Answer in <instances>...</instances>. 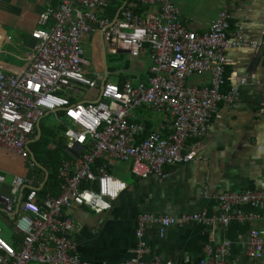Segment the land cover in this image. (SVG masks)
Returning a JSON list of instances; mask_svg holds the SVG:
<instances>
[{
  "label": "built area",
  "instance_id": "2783aa9c",
  "mask_svg": "<svg viewBox=\"0 0 264 264\" xmlns=\"http://www.w3.org/2000/svg\"><path fill=\"white\" fill-rule=\"evenodd\" d=\"M114 2L121 6L108 18ZM229 19L221 10L208 31L197 34L182 24L174 0H62L56 11L38 15L24 67L11 74L0 71V150L26 160V144L35 124L53 115L63 127L69 158L58 168L56 197L37 194L40 184L35 175L30 181L10 175L7 195L0 194V212L9 219L19 243L14 250L0 238V264H84L72 253L74 244L68 235L75 226L63 211L72 206H84L95 213L108 211L127 189L108 167L114 162L129 163L135 178L161 181L166 167L196 157L197 150L189 142L204 136L218 105L228 104L234 97L232 90L221 91L225 51L239 46L264 49V41L243 42L240 29L229 34ZM95 31L106 55L126 53L132 60L148 56L145 83L100 86L97 73L92 74V80L86 78L91 61L82 43ZM205 73L209 75L207 86L188 84L193 76ZM78 87L97 90L98 100L72 103L66 93H76ZM142 107L170 118L166 136L153 131L139 141L141 130L131 121V114ZM73 158L79 164H74ZM98 160L102 163L95 165ZM5 174L0 172V188ZM216 200L219 216L205 212L178 217L140 215L136 236L141 237L146 225L164 229L196 222L214 230L230 220H251L254 215H242L239 207L264 203V189L224 192ZM226 247H205L199 264H229L224 260ZM263 253L264 231L251 229L245 254L254 264ZM145 254V247L138 242L133 256L123 264H161L159 260L145 261Z\"/></svg>",
  "mask_w": 264,
  "mask_h": 264
},
{
  "label": "crops",
  "instance_id": "0c3cea01",
  "mask_svg": "<svg viewBox=\"0 0 264 264\" xmlns=\"http://www.w3.org/2000/svg\"><path fill=\"white\" fill-rule=\"evenodd\" d=\"M61 2L62 0H0L1 72L16 73L24 67L29 47L33 43L30 32L38 27V15L47 10L56 11ZM174 4L182 24L197 34L208 31L218 12L225 10L230 16L227 30L229 34L240 29L243 42L264 41V0H174ZM94 38L100 44V54L95 58L94 65L100 71L90 72L86 69L87 79L92 80V74L97 73L100 86L104 79V84L120 87L125 82L134 85L145 83L149 66L146 54L134 60L129 59L126 53L116 56L105 54L104 59L100 37L98 35ZM92 40L93 37L82 43V47L90 45ZM88 50L86 56L90 59L88 55L94 57L93 49ZM224 56L226 65L221 91L225 93L232 90L234 97L228 104L218 105L217 113L205 135L189 142L197 150L196 157L191 162L166 167V176L161 181H154L152 178L137 179L131 174L129 163L114 162L108 167V172L125 183L127 189L111 204L108 211L95 213L84 206H72L63 211V215H67L75 226L68 239L74 244L72 253L81 263L123 264L133 256L138 242H142L145 247L146 254L143 258L149 262L159 260L161 264H199L204 259L205 247L226 244L224 260L227 263H253L246 256L245 248L251 229L264 231V203L256 207H239L242 215H254L251 220H230L225 226H217L214 230L196 222L171 225L164 229L158 225H146L141 237L136 236V221L140 215L178 217L205 212L208 216H219L216 198L221 193L264 189V49L239 46L227 49ZM108 57H112L118 64L110 66ZM122 80L124 82L120 84ZM241 81L244 82L242 85ZM208 83L207 73L195 75L188 80L189 85L197 87L207 86ZM80 90L90 94V89L78 87L76 93L67 92L66 97L72 103L98 100V91L95 89L96 95L89 96L90 99L77 100ZM48 117L53 118L54 123L53 126L42 127L44 131H48L46 149H62L64 156L62 153L59 168L69 155L65 151L63 129L53 115ZM131 121L140 127L139 141L153 131L166 136L171 125L168 116L143 107L131 114ZM37 124L38 136L34 128L26 144L28 149L29 144L40 137L39 121ZM4 158L21 160L0 150V172L6 173L9 178L12 174L20 175L7 170ZM73 159L74 164H79L76 158ZM26 160L28 168L22 176L30 181L35 175L39 179L40 191L46 181L47 171L42 167L46 171L45 175L40 165H33L29 155ZM100 162L96 161L95 165ZM29 163L32 169L29 168ZM34 167L40 170L38 174ZM57 182L59 186L58 179ZM58 188L54 189L56 194L48 195H59ZM0 219L9 227V219H5L1 212ZM18 243L19 237L10 229L7 245L16 250ZM254 264H264V253Z\"/></svg>",
  "mask_w": 264,
  "mask_h": 264
},
{
  "label": "rangeland",
  "instance_id": "374dc122",
  "mask_svg": "<svg viewBox=\"0 0 264 264\" xmlns=\"http://www.w3.org/2000/svg\"><path fill=\"white\" fill-rule=\"evenodd\" d=\"M117 3H118V5L121 6L120 2H117ZM108 15H109L108 18L113 16L112 13H108ZM92 37H93V40H92L91 44L85 45L84 47H82V50H84V52L86 54V51H87V53L89 52L88 49H90V48L93 49L92 53H93L94 57H92V55H88V57L91 59V66L87 70H89L90 72H94V71L99 72L100 70L98 69V67L96 65H94L95 58H98L99 54H100L99 40L94 38V37H98V34L96 33V31L94 32ZM108 64L110 66H112V65L118 64V63L115 60H113L112 57H108ZM115 66H118V65H115ZM109 82H111V81H109ZM89 92H90V94L88 95L87 91L80 90V92L77 95V100H82L85 98H89V96L96 95V91L94 89H90ZM53 123H54L53 118L48 117V116H45L44 118H41L39 120L40 127H43V125L53 126ZM41 142H42V140H41ZM4 160L6 162L5 166L7 167V170H9L10 173H17L20 175H24L26 173V170L28 168L27 160H23V161L20 160L19 161V160L14 159V158H12V159L4 158ZM5 178L6 179H5L4 186L0 188V194L1 195H7V192H8V186H9L10 178L6 177V176H5ZM0 238L6 244H9L10 229H9V227H7V225L5 223H3L1 221V219H0Z\"/></svg>",
  "mask_w": 264,
  "mask_h": 264
},
{
  "label": "trees",
  "instance_id": "16d2710c",
  "mask_svg": "<svg viewBox=\"0 0 264 264\" xmlns=\"http://www.w3.org/2000/svg\"><path fill=\"white\" fill-rule=\"evenodd\" d=\"M119 8H120V5L114 2L109 7L108 11L114 15L119 10ZM123 82L124 80H122L120 84H122ZM40 129H41V133H40L39 139L33 142L32 144H29V149L32 152L35 162L47 171L46 181L37 194L38 195H48V194L53 195V194H56L54 192V189L59 187L57 179H56V175H57V168L60 164L63 152H61L62 149H58L54 151H50L49 149H46V135L48 131L47 132L44 131L42 127H40ZM61 129L63 128L61 127ZM63 156H64V153H63ZM34 170L36 174L40 172V170L36 167H34Z\"/></svg>",
  "mask_w": 264,
  "mask_h": 264
},
{
  "label": "water",
  "instance_id": "95a60500",
  "mask_svg": "<svg viewBox=\"0 0 264 264\" xmlns=\"http://www.w3.org/2000/svg\"><path fill=\"white\" fill-rule=\"evenodd\" d=\"M103 58L105 59V52H104V50H103ZM104 83H105V79H104V81L102 82L101 85L103 86ZM37 125L38 124L36 123L35 126H34V128L36 129V133H37V136H38L39 130H38V126ZM26 150H27L28 155H29V160L33 163V165L40 167L39 165L36 164V162H35V160H34V158L32 156V153L30 152V150L27 147H26ZM41 169L44 172V174L46 175V171L42 167H41ZM19 196H20V194H19Z\"/></svg>",
  "mask_w": 264,
  "mask_h": 264
}]
</instances>
